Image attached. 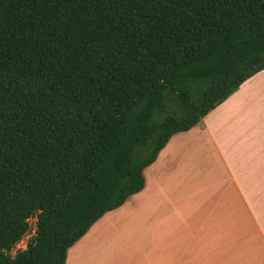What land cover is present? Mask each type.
Instances as JSON below:
<instances>
[{
	"label": "trees",
	"instance_id": "trees-1",
	"mask_svg": "<svg viewBox=\"0 0 264 264\" xmlns=\"http://www.w3.org/2000/svg\"><path fill=\"white\" fill-rule=\"evenodd\" d=\"M263 70L264 0H0V264H66Z\"/></svg>",
	"mask_w": 264,
	"mask_h": 264
},
{
	"label": "crops",
	"instance_id": "crops-1",
	"mask_svg": "<svg viewBox=\"0 0 264 264\" xmlns=\"http://www.w3.org/2000/svg\"><path fill=\"white\" fill-rule=\"evenodd\" d=\"M66 264H264V70L174 134Z\"/></svg>",
	"mask_w": 264,
	"mask_h": 264
},
{
	"label": "rangeland",
	"instance_id": "rangeland-1",
	"mask_svg": "<svg viewBox=\"0 0 264 264\" xmlns=\"http://www.w3.org/2000/svg\"><path fill=\"white\" fill-rule=\"evenodd\" d=\"M36 217L35 218H33V220H32V228H31V230H30V233L25 237V239L24 240H26V241H29L33 236H34V234H35V231H36ZM17 251V248L15 247V249L13 250V253H15Z\"/></svg>",
	"mask_w": 264,
	"mask_h": 264
},
{
	"label": "built area",
	"instance_id": "built-area-1",
	"mask_svg": "<svg viewBox=\"0 0 264 264\" xmlns=\"http://www.w3.org/2000/svg\"><path fill=\"white\" fill-rule=\"evenodd\" d=\"M32 220H33V218L30 219V224H31V225H32V223H33ZM36 221H37V220H36ZM31 228H32V227H31ZM35 232H36V231H35ZM29 233H30V232H29ZM29 233H28V234H29ZM28 234H27V235H28ZM27 235H26V236H27ZM24 239H25V237H24L23 240H22L20 243H18V245L16 246L17 251H18V250H24V249L27 248V245H28V242H29V241H26V240H24Z\"/></svg>",
	"mask_w": 264,
	"mask_h": 264
}]
</instances>
